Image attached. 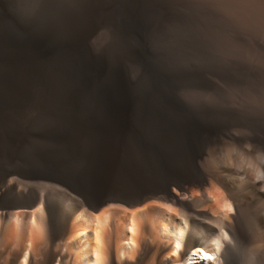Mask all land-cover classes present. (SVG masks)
Listing matches in <instances>:
<instances>
[{
	"label": "bare ground",
	"instance_id": "obj_1",
	"mask_svg": "<svg viewBox=\"0 0 264 264\" xmlns=\"http://www.w3.org/2000/svg\"><path fill=\"white\" fill-rule=\"evenodd\" d=\"M198 1L199 7L205 3ZM207 1L233 48L230 104L202 108L196 112L200 122L189 119L194 112L187 111L188 117L170 112L164 121L155 111L150 125L132 121L130 109L117 107L88 135L77 131L60 140L0 143V264H264V180L239 170L235 156L230 165L226 156L233 148L246 156L264 153V0ZM181 6L182 0H85L77 29L88 39L109 30L115 15H162Z\"/></svg>",
	"mask_w": 264,
	"mask_h": 264
},
{
	"label": "rangeland",
	"instance_id": "obj_2",
	"mask_svg": "<svg viewBox=\"0 0 264 264\" xmlns=\"http://www.w3.org/2000/svg\"><path fill=\"white\" fill-rule=\"evenodd\" d=\"M7 1L8 0H0V22L2 23V24L0 23V31H1L0 32V75L3 78L2 79L0 76V83H2L0 85V88H1V91H0V143L8 144L10 142H16V141L17 142L19 141L33 142V141H37V139L41 141L42 140L43 141L60 140V139L66 138L67 136L66 133L68 132L77 133V131L78 132L84 131L83 133H85V135H88L89 133L93 132V130L97 128L99 124L101 125L102 122L105 121L106 117L109 116V114L116 111L115 109L117 107H121V108L123 107L128 110L130 109L129 112L133 119L132 121H135L137 123L145 122L144 123L145 125L149 122V124L147 125H150L151 118L153 116L152 113H154L155 111L161 113V115L163 116L161 118L164 119V121L170 120L171 117L168 116L170 112L172 115L178 114L179 116H181V114H179L181 113V111H182V114L186 113L187 111L188 113L194 112L195 115H194L193 120L191 119V117L189 119L191 121L195 120L197 122L198 121L200 122V116L199 117L196 116L197 114L196 112H199L202 108H222V105L223 107H225V106H228V104H230V95L232 91L231 63L233 60V48L229 41V33L219 28L220 20L217 19L215 12L213 10L210 11V9L208 11L207 6H206L208 4L207 0H204L203 3L204 2L205 3L203 4V6H201V7H204L203 13L201 12L202 8L199 7L200 1L182 0L181 7L177 9H171V8L168 9L167 14L163 13V14H166L165 16L163 14L161 15V13L159 12L155 13L153 11H148V12L144 11L140 14H135V15H130L127 13L125 15L126 17L125 19H124V15L122 16L115 15L114 17H112V22H111L112 25L109 28V30L108 28L103 29L104 31L101 30L97 32L96 34L92 35L91 37H89L88 39L84 38L81 35L79 29H77L80 15L85 5V0H74V1L73 0H10L8 2ZM64 5H66L65 6L66 8L64 7ZM48 6L51 8H49ZM224 8H227V7L224 6ZM203 16L204 17L206 16V17L204 18ZM139 20L140 22H144V23H140ZM215 22L218 24V26ZM141 31L142 33H140ZM134 33L136 35L138 33L139 35L136 36ZM103 34H105L104 36L106 37L104 36L102 37ZM96 35H98V37ZM19 36H20V39H18ZM122 37H125V38H122ZM25 39L29 41H26ZM203 39L205 41H203ZM148 48L150 51L148 50ZM209 49L211 50V52L209 51ZM124 50L127 53L128 52L129 53L127 54ZM33 52L36 54H34ZM242 54L244 56L243 51H242ZM243 56L241 57L242 59H244ZM57 57L59 60L56 59ZM66 60L68 64H66ZM130 62L132 64L135 63L134 64L135 66L133 65L131 67L132 64ZM29 64L31 66H29ZM83 65L86 68H84ZM124 65H126V67ZM150 65L151 67H148ZM161 66L163 68H161ZM17 67L19 70L17 69ZM121 69L123 72L121 71ZM45 70L46 71L50 70V71L46 72ZM78 71H79V74H81L80 76L79 74H77ZM161 71L163 72L161 73ZM165 71L167 72L165 73ZM130 73H132L133 76ZM109 75L110 76L112 75L113 78L110 77ZM105 76H107V78ZM130 77L132 80L130 79ZM177 78L179 81H177ZM61 79L64 82H62ZM86 82L88 85L86 84ZM107 82H109V84ZM33 83H35L36 85ZM148 83H150L151 85ZM53 84L55 86H53ZM129 84H131V86H127ZM209 84L211 85V87ZM57 85H58V89H57ZM80 85L81 86L83 85V86L81 87ZM91 85H94V86H91ZM121 85L123 88L121 87ZM141 85L143 87H141ZM144 85L146 86L144 87ZM165 85H168V87L167 86L165 87ZM39 86L41 88H39ZM66 86L68 87V89H66L67 88ZM17 87L19 91L17 90ZM130 88H132L133 91ZM69 89H71V91ZM188 89H189V92H188ZM20 90L22 91L21 93L24 96L21 95L20 97L19 95ZM32 90L35 92H33ZM1 92H4V93L1 94ZM166 92L168 93L166 94ZM175 92L178 94H175ZM70 93H73V94L69 95ZM79 95L80 97H77ZM153 95L155 96L153 97ZM186 95L188 97V100H184L187 98ZM86 96L88 100L86 99ZM66 97L68 99H66ZM148 97L151 99H149ZM71 99L74 100V102ZM154 99L158 101L156 102L154 101ZM179 99H181L180 101L182 103L179 101ZM90 100H92L91 101L92 104L89 103ZM133 101L134 103H132ZM189 101L193 102L194 104L189 103ZM74 104L75 105L77 104L76 107L74 106ZM42 105H44V107ZM63 106L66 108V110ZM73 106L75 109H73ZM80 106L82 108H80ZM106 107L109 109H107ZM186 107L190 110H187ZM69 108L71 111L69 110ZM165 108L167 112H165L166 111ZM32 109L34 110V112ZM61 109H64L65 111L64 110L62 111ZM132 109L135 110L133 111L134 113L132 112ZM91 110L92 111L94 110L93 114ZM75 111L79 114H77ZM81 112L83 115L80 114ZM87 113L91 117L88 116ZM186 116L188 117L187 113H186ZM54 117H57V119ZM187 117L186 119H188ZM99 120L101 121L98 123L97 121ZM87 122H88V125H87ZM3 136H4V139H3Z\"/></svg>",
	"mask_w": 264,
	"mask_h": 264
},
{
	"label": "clouds",
	"instance_id": "obj_3",
	"mask_svg": "<svg viewBox=\"0 0 264 264\" xmlns=\"http://www.w3.org/2000/svg\"><path fill=\"white\" fill-rule=\"evenodd\" d=\"M247 149L248 146H245ZM228 163L233 164V157L238 159V168L241 171L247 170L254 174L256 180H264V153H256L255 156H246L244 152H241L235 148L229 150L226 153ZM227 205H225V208ZM225 240H228L227 235L224 236ZM219 251V248H217Z\"/></svg>",
	"mask_w": 264,
	"mask_h": 264
},
{
	"label": "snow or ice",
	"instance_id": "obj_4",
	"mask_svg": "<svg viewBox=\"0 0 264 264\" xmlns=\"http://www.w3.org/2000/svg\"><path fill=\"white\" fill-rule=\"evenodd\" d=\"M227 205V207H226V210L228 211V212H231L232 211V206L230 205V204H226ZM211 258V257H210Z\"/></svg>",
	"mask_w": 264,
	"mask_h": 264
}]
</instances>
